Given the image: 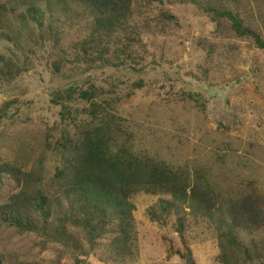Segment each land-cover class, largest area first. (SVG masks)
Listing matches in <instances>:
<instances>
[{
  "label": "rangeland",
  "instance_id": "374dc122",
  "mask_svg": "<svg viewBox=\"0 0 264 264\" xmlns=\"http://www.w3.org/2000/svg\"><path fill=\"white\" fill-rule=\"evenodd\" d=\"M0 4L9 10L0 17V32H12L17 44L14 62L19 67L24 62L28 68L13 84L0 81V109L9 105L0 120V163L16 162L26 171L37 170L48 194L55 195L57 187L51 186V179L61 164L52 149L73 129L61 121L53 91L92 85L113 100L131 133L135 153L173 169L197 171L224 201L253 191L264 199L263 50L233 37L227 24L216 29L207 16L180 0H136L127 30L118 34L120 42L113 47L120 50L126 38H135L131 61L119 68L89 70L76 62L74 43L88 28L85 8L78 2L67 0L63 8L55 4L50 9L51 20L57 19L51 24L52 41L37 39L35 29L31 33L29 24L21 20L24 6L13 8V0ZM233 4L226 6L264 37V0ZM59 57L66 63L54 74L52 64ZM138 83L142 87L135 90ZM65 106L73 116L85 118V103L75 100ZM20 192L21 184L4 177L0 206ZM160 199L169 197L136 194L132 198L136 230L132 258L114 262L108 234L97 241L95 259L107 264H183L177 256L168 257L170 245L183 251L173 219L164 227L149 220ZM206 221L188 218L183 239L195 264H218L216 230ZM239 239L264 247V227L250 235L241 233ZM0 260L2 264H74L61 246L41 249L37 235H20L2 226ZM254 264H264V252Z\"/></svg>",
  "mask_w": 264,
  "mask_h": 264
},
{
  "label": "trees",
  "instance_id": "16d2710c",
  "mask_svg": "<svg viewBox=\"0 0 264 264\" xmlns=\"http://www.w3.org/2000/svg\"><path fill=\"white\" fill-rule=\"evenodd\" d=\"M13 1V8L24 6L21 20L26 26L29 24L31 33L35 29L39 31L37 39L52 41L51 24L57 19L51 20L50 9L55 4L63 8L67 0ZM135 1L74 0L85 8L88 22L86 35L74 43L76 62L85 63L91 70L119 68L131 61V48L137 44L135 38H126L120 50L113 47L115 42H120L118 34L127 30ZM180 1L207 16L216 29L227 24L233 37L264 51V37L245 25L236 10L226 6H234L235 0ZM5 11L9 10L0 4V17ZM12 35L10 31L0 32V81L7 84L15 83L28 72L24 62L21 67L14 62L17 44ZM64 63L65 58L59 57L52 64V72L59 74ZM141 87L138 83L134 89ZM75 100L87 105L83 109L84 119L73 116L65 106ZM52 102L61 106V121L73 129L72 134L66 132L52 149L61 164L51 179V186H56L57 191L53 196L48 194L47 185L37 170L26 171L16 162H1L0 186L7 177L21 184V192L0 206V226L20 235H37L41 249L49 244L61 246L74 264H107L106 260L95 259L97 241L109 234L113 261L132 258L136 239L132 198L136 194L160 195L169 199H160L152 207L149 220L164 227L172 218L173 230L183 246L180 251L170 245L169 258L177 256L183 264H195L183 239L188 218L213 223L218 264H254L263 258L264 247L253 240L246 244L239 239L241 233L250 235L264 227V199L260 194L247 192L224 201L222 194L197 171L191 174L173 169L135 153L130 147L131 133L117 114L113 100L104 97L102 89L92 85L79 89L70 85L54 90ZM8 106L0 109V120L6 116Z\"/></svg>",
  "mask_w": 264,
  "mask_h": 264
}]
</instances>
